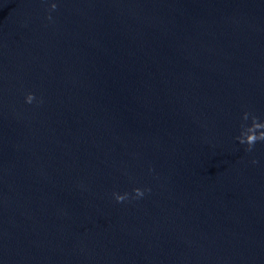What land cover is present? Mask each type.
Instances as JSON below:
<instances>
[{"label":"water","instance_id":"95a60500","mask_svg":"<svg viewBox=\"0 0 264 264\" xmlns=\"http://www.w3.org/2000/svg\"><path fill=\"white\" fill-rule=\"evenodd\" d=\"M245 112L264 0H0V264H264Z\"/></svg>","mask_w":264,"mask_h":264},{"label":"clouds","instance_id":"9594fccd","mask_svg":"<svg viewBox=\"0 0 264 264\" xmlns=\"http://www.w3.org/2000/svg\"><path fill=\"white\" fill-rule=\"evenodd\" d=\"M57 8L56 4H52L51 10L55 11ZM51 20V16L48 17ZM36 97L33 93H29L26 96V103L32 104L35 101ZM42 102V101H41ZM251 118V125L249 126L247 123L241 125V135L237 137V140L241 145H246V151L252 152L257 143H264V123L260 122L259 118L253 115L250 112H245L243 116V120L247 122ZM258 163V161L253 160V164ZM134 191V198L140 199L145 195V190L136 188ZM147 191H150L148 189ZM114 198L117 203H123L124 201L129 199V194L125 193L123 195L119 193H114Z\"/></svg>","mask_w":264,"mask_h":264}]
</instances>
